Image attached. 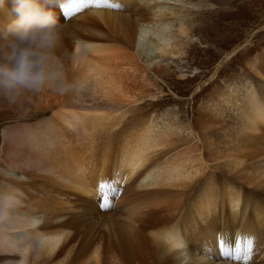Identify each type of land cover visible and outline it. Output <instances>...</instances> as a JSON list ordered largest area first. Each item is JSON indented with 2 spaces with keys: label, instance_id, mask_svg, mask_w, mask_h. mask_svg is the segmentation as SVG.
<instances>
[{
  "label": "bare ground",
  "instance_id": "1",
  "mask_svg": "<svg viewBox=\"0 0 264 264\" xmlns=\"http://www.w3.org/2000/svg\"><path fill=\"white\" fill-rule=\"evenodd\" d=\"M195 7L101 0L67 19L56 10L67 53H78L71 75L85 83L23 106L0 101V116L13 118L0 131V193L21 195L18 213L38 211L37 231L58 239L39 246L29 233L0 234V264H264L262 52L248 62L257 82L225 80L201 110L187 107L185 125L159 112L173 101L160 82L191 40ZM11 9L6 0L0 24ZM102 180L121 189L103 209ZM221 239L233 248L250 240L249 259L223 257Z\"/></svg>",
  "mask_w": 264,
  "mask_h": 264
},
{
  "label": "rangeland",
  "instance_id": "2",
  "mask_svg": "<svg viewBox=\"0 0 264 264\" xmlns=\"http://www.w3.org/2000/svg\"><path fill=\"white\" fill-rule=\"evenodd\" d=\"M184 1L197 5L191 9L189 16L194 21L190 32L191 40L181 48V53L168 59L172 72L160 84L164 88L162 95L173 101L167 100L168 104L162 106L159 112H173L180 123L185 125L190 120V110L188 113L187 107H191L194 102L193 109L201 110L200 105L207 99L213 100L209 94L224 85L225 80L247 75L248 80L252 78L251 81L257 82L250 75L252 73L248 62L262 52L258 59L264 70V0ZM228 52L229 57H225ZM197 85L200 87L198 91ZM8 117L10 116L7 114L0 116V131L13 119ZM208 135L211 140H215V144L225 142L222 134L220 135L223 137L220 138L214 132ZM230 137L231 141H238L237 137ZM252 194L254 197L256 193L252 190ZM254 201L262 205L259 198H254ZM84 226L86 229L93 227L88 223H84ZM248 264L260 263L257 259H251Z\"/></svg>",
  "mask_w": 264,
  "mask_h": 264
},
{
  "label": "clouds",
  "instance_id": "3",
  "mask_svg": "<svg viewBox=\"0 0 264 264\" xmlns=\"http://www.w3.org/2000/svg\"><path fill=\"white\" fill-rule=\"evenodd\" d=\"M6 0H0V8ZM14 16L0 24V101L9 106L25 102L45 91L61 95L83 88L84 81L72 76L70 67L78 53L71 56L64 46V25L57 9L61 0H11ZM21 195L0 193V234L29 233V243L43 246L56 236L37 231L43 223L38 211L19 214ZM178 246H186L182 238Z\"/></svg>",
  "mask_w": 264,
  "mask_h": 264
},
{
  "label": "snow or ice",
  "instance_id": "4",
  "mask_svg": "<svg viewBox=\"0 0 264 264\" xmlns=\"http://www.w3.org/2000/svg\"><path fill=\"white\" fill-rule=\"evenodd\" d=\"M101 0H63L60 4V8L63 11L65 18H70L75 13L86 8L90 4H99ZM121 191L117 187L116 181L102 180L98 185L97 195L101 200V208L111 207L110 198L119 194ZM219 246L221 253L225 258H231L234 260H244L249 259L251 250V241L247 239H237L235 243V248H233L229 243H226L224 239L219 241Z\"/></svg>",
  "mask_w": 264,
  "mask_h": 264
}]
</instances>
